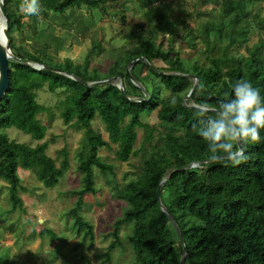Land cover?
Here are the masks:
<instances>
[{
	"label": "trees",
	"instance_id": "16d2710c",
	"mask_svg": "<svg viewBox=\"0 0 264 264\" xmlns=\"http://www.w3.org/2000/svg\"><path fill=\"white\" fill-rule=\"evenodd\" d=\"M115 1L40 0L41 12L32 18L45 19L50 12L63 15L68 8L81 6L105 14L107 2ZM142 1L155 21L154 28L161 33L170 32L177 21L161 22L158 0ZM244 2L220 0L219 20L204 24L197 33L206 65L185 61L172 45L163 48L149 32H141L118 60L99 72L90 67L91 57L102 51L99 41L90 45L79 64L69 59L53 62L42 53H30L14 45L12 29L22 23L9 7V0H4L7 45L15 57L8 59L9 84L0 98V180L8 187L10 210L22 207L16 192L24 187L17 169L31 171L44 188H51L69 165L64 148L57 151V160L45 153V141L29 146L10 139L4 132L13 126L35 141L44 137L46 126L37 115L48 110L36 101V91L43 89L61 94L59 114L63 123L72 122L82 130L83 145L76 164L81 187L72 190L76 200L67 211L81 241L87 239L88 245L92 243L91 224L78 213L82 196L95 192L92 168L101 173L111 172V167L99 159L98 149L115 144L123 152L134 145L136 128H141L142 140L133 151L140 152L138 170L132 178L112 187L125 206L108 232L111 240L107 253L119 243L120 225L128 224L126 239L134 256L131 264H178L181 256L182 264H264V129L260 130L258 143L243 145L245 162L238 166L227 161L211 162L208 142L200 135V118L191 107L207 103L218 108L221 102L233 98V85L238 80L251 83L264 97L263 39L246 45L248 16L256 21L260 32H264V16L249 15ZM227 16L230 18L225 22ZM210 35L213 39H209ZM233 44L244 45L243 57L229 52L228 47ZM138 57L143 60L133 62L128 71L139 82L135 68L145 70L148 87L142 81V88L135 85L126 74L128 63ZM27 63L50 66L53 70L35 69ZM113 76L120 79V86L114 82L90 84ZM162 91L168 96H160ZM152 112L157 120L154 125L141 120ZM95 115L103 123L106 139L91 127ZM202 119L206 127L207 118ZM126 158L125 153L120 154V159ZM191 163L197 165L190 166ZM169 218L176 223L181 240ZM45 232L55 238L51 231L40 230V234ZM0 264L6 263L0 259Z\"/></svg>",
	"mask_w": 264,
	"mask_h": 264
},
{
	"label": "rangeland",
	"instance_id": "374dc122",
	"mask_svg": "<svg viewBox=\"0 0 264 264\" xmlns=\"http://www.w3.org/2000/svg\"><path fill=\"white\" fill-rule=\"evenodd\" d=\"M120 1L133 2L135 7L131 10H120V2L116 0L107 2L105 14L96 9L93 13L86 10L94 25H89L83 20H76L72 24L63 19L62 23L72 29V35L69 34L64 40L54 36L55 28L51 23L56 22V16L51 12L45 19H36L34 23L30 21L27 28L24 25L21 30L14 27L11 32L13 43L30 53H42L53 62L69 59L72 63L79 64L90 45L94 44L93 41L100 40L104 47L100 53L91 57L90 67L104 72L112 61L118 60L124 50L135 42L138 34L149 32L156 42L162 43L163 48L168 44L172 45L177 55L185 61L199 65L207 64L202 40L196 35L202 31L204 24L216 23L219 20L220 0H158L156 6L161 22L165 19L177 21L167 34L154 28L155 21L146 12L147 5L144 2L136 6L134 0ZM243 1L249 15L255 13L258 18L264 16V0ZM63 15H57V19H61L60 16ZM49 17L53 18L51 23H48ZM229 18L230 16H227L224 21L227 22ZM238 19L240 20L239 17ZM248 19L246 45L257 44L259 39H263L264 43V32H260L252 16H248ZM184 28L188 31H184ZM209 39H213V36L210 35ZM243 46L233 44L228 49L230 53L241 58L246 53ZM135 73L143 85L148 87L146 71L135 68ZM140 81L133 83L142 88ZM111 82L120 86L118 77ZM160 96L166 97L168 93L162 91ZM61 99V94L56 92L50 93L43 89L36 91V101L48 110L37 115L39 122L46 126L44 137L40 141L33 140L13 126L4 129L10 139L29 146L45 141V153L57 160L60 158L57 151L64 148L69 165L51 188H44L31 171L17 169L21 185L24 187L16 192L22 200L20 209L10 210L9 190L7 193L6 183L0 180V259L6 264H131L134 256L126 239L130 229L128 224H121L119 227V243L108 253L106 247L111 240L108 232L112 229L113 220L121 215L125 206V203L116 197L112 187L132 178L138 170L140 152L134 154L133 151L139 147L143 130L136 128L134 145L127 146L123 152L115 144L100 147L97 151L99 159L111 167V172L101 173L93 167L95 192L82 196L78 213L91 224L92 243L88 245L87 239L81 241V236L76 234L71 216L67 212L76 200L72 190L81 187L76 164L77 153L83 145L82 130L76 129L72 122L63 123L59 114ZM141 120L153 125L157 121L154 112L142 116ZM91 127L106 139L103 123L97 115L91 120ZM121 153L127 155L126 160L120 159ZM57 164L58 161L55 162V165ZM41 229L51 231L55 238H50L46 232L40 234ZM11 240L14 241L13 244H9ZM13 247L16 249L15 253Z\"/></svg>",
	"mask_w": 264,
	"mask_h": 264
},
{
	"label": "clouds",
	"instance_id": "9594fccd",
	"mask_svg": "<svg viewBox=\"0 0 264 264\" xmlns=\"http://www.w3.org/2000/svg\"><path fill=\"white\" fill-rule=\"evenodd\" d=\"M4 0H0V5ZM19 11L26 16H38L40 0H21ZM200 118V135L208 142L210 161H227L238 166L247 160L243 145L258 143L264 129V97L251 83L238 80L233 85V98L213 109L207 103L191 105ZM215 112L214 117L208 116ZM207 118V126L203 119Z\"/></svg>",
	"mask_w": 264,
	"mask_h": 264
},
{
	"label": "crops",
	"instance_id": "0c3cea01",
	"mask_svg": "<svg viewBox=\"0 0 264 264\" xmlns=\"http://www.w3.org/2000/svg\"><path fill=\"white\" fill-rule=\"evenodd\" d=\"M136 2V6L141 5L143 2L142 0H134ZM120 10H131V8H134L135 7V4L133 2H123V1H120ZM169 2V1H168ZM21 3V0H9V7L13 10L14 13H16V16L19 17V20L21 21L22 25L19 26L18 28H22V26L24 25L25 28H27V24L32 21L33 23L35 22L32 18V16H26L24 14H22L20 11H19V5ZM86 10L84 8V6H81L79 9H76V8H68L66 10V14L63 15V16H60L61 19H57V14L52 12L53 14H55V18L56 19V22L55 23H51L52 22V19L51 17H49V21L48 23H51V25L54 26V36H59L61 39L63 38L66 39V37L70 34L72 35V29H71V26L70 27H66V24L65 23H62V21L64 22V20H68V22H72V24L76 21V20H83L84 22L88 23L89 25H94L93 22L90 20V16H88L86 14ZM96 11L95 9H92V13ZM51 13V12H50ZM59 16V15H58ZM64 19V20H63ZM70 19V20H69ZM16 29V28H15ZM52 32V33H53ZM96 38V37H94ZM98 38V37H97ZM100 42V40H94L93 42L96 43V42ZM100 45L101 47L103 48L104 46L102 45V43L100 42ZM18 174V173H17ZM19 176V175H18ZM7 193H8V189H7ZM6 240V239H5ZM10 243L9 244H13L14 241H9ZM13 250L15 253L16 252V249L15 247H13Z\"/></svg>",
	"mask_w": 264,
	"mask_h": 264
},
{
	"label": "water",
	"instance_id": "95a60500",
	"mask_svg": "<svg viewBox=\"0 0 264 264\" xmlns=\"http://www.w3.org/2000/svg\"><path fill=\"white\" fill-rule=\"evenodd\" d=\"M6 18H7V14H6V11L4 9V6L3 4L0 5V98H2L4 96V92L6 91L7 87H8V84H9V78H8V71H9V66H8V59H15V57L11 54L9 48H8V45L6 43L7 41V34H6V29H5V21H6ZM139 60H143L142 57H138V58H135L133 59L132 61H130L126 67V74L129 76L130 80L133 82L134 81V78L132 75H130L129 73V67L130 65L135 62V61H139ZM29 65H31L32 67H34L35 69H38L40 67L42 68H46V69H52V67L50 66H40L38 64H35V63H27ZM40 66V67H38ZM149 67H151L149 65ZM114 78H116V76H113L111 78H108V79H103V80H100V81H94V82H91L90 84L93 85V84H102V83H105V82H111ZM76 80L80 81L79 79L76 78ZM83 85H87V83L85 82H82L80 81ZM194 84L192 85L191 88L194 87ZM191 91V90H190ZM190 91L188 93H190ZM188 96V94L186 95ZM158 188H159V185L157 186V189H156V194L158 193ZM170 219V223L171 225L173 226L175 232L177 233V236L178 238L181 240V236H180V232L178 230V227L176 225V223L174 222V220L172 218H169ZM183 262V256L180 257L179 261H178V264H182Z\"/></svg>",
	"mask_w": 264,
	"mask_h": 264
},
{
	"label": "built area",
	"instance_id": "2783aa9c",
	"mask_svg": "<svg viewBox=\"0 0 264 264\" xmlns=\"http://www.w3.org/2000/svg\"><path fill=\"white\" fill-rule=\"evenodd\" d=\"M38 67H40V66H38ZM195 165H197L196 163H191L190 164V166H195Z\"/></svg>",
	"mask_w": 264,
	"mask_h": 264
},
{
	"label": "bare ground",
	"instance_id": "6f19581e",
	"mask_svg": "<svg viewBox=\"0 0 264 264\" xmlns=\"http://www.w3.org/2000/svg\"><path fill=\"white\" fill-rule=\"evenodd\" d=\"M1 29V28H0ZM0 35H1V33H0Z\"/></svg>",
	"mask_w": 264,
	"mask_h": 264
}]
</instances>
